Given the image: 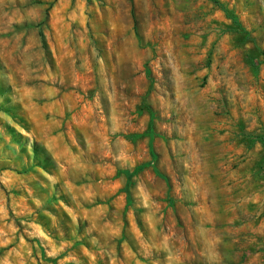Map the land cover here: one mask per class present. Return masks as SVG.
Masks as SVG:
<instances>
[{
  "label": "rangeland",
  "instance_id": "1",
  "mask_svg": "<svg viewBox=\"0 0 264 264\" xmlns=\"http://www.w3.org/2000/svg\"><path fill=\"white\" fill-rule=\"evenodd\" d=\"M0 264H264V0H0Z\"/></svg>",
  "mask_w": 264,
  "mask_h": 264
},
{
  "label": "trees",
  "instance_id": "2",
  "mask_svg": "<svg viewBox=\"0 0 264 264\" xmlns=\"http://www.w3.org/2000/svg\"><path fill=\"white\" fill-rule=\"evenodd\" d=\"M241 34H245L244 40H249V39L252 40L251 37L249 36V33L244 28L241 29ZM256 49L259 52H261V50L258 47Z\"/></svg>",
  "mask_w": 264,
  "mask_h": 264
}]
</instances>
